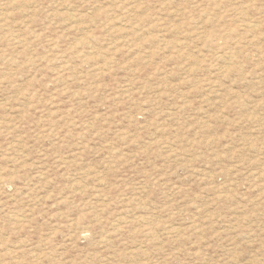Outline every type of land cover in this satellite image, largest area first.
<instances>
[{"label": "rangeland", "instance_id": "374dc122", "mask_svg": "<svg viewBox=\"0 0 264 264\" xmlns=\"http://www.w3.org/2000/svg\"><path fill=\"white\" fill-rule=\"evenodd\" d=\"M0 264H264V0H0Z\"/></svg>", "mask_w": 264, "mask_h": 264}, {"label": "bare ground", "instance_id": "6f19581e", "mask_svg": "<svg viewBox=\"0 0 264 264\" xmlns=\"http://www.w3.org/2000/svg\"><path fill=\"white\" fill-rule=\"evenodd\" d=\"M12 40V39H11Z\"/></svg>", "mask_w": 264, "mask_h": 264}]
</instances>
